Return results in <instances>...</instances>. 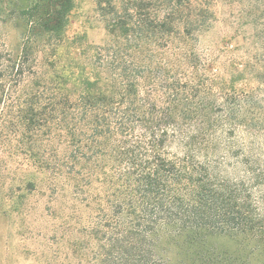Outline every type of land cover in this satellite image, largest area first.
Masks as SVG:
<instances>
[{"label":"trees","instance_id":"16d2710c","mask_svg":"<svg viewBox=\"0 0 264 264\" xmlns=\"http://www.w3.org/2000/svg\"><path fill=\"white\" fill-rule=\"evenodd\" d=\"M129 1H100L114 44L83 52L80 68L64 62L78 57L67 35L74 0L15 4L22 33L0 66V124L17 126L58 197L109 174V220L135 248L164 226L198 238L236 231L264 254V105L249 97L217 111L189 78L161 90L131 76L148 67L147 47L192 20L182 0Z\"/></svg>","mask_w":264,"mask_h":264},{"label":"rangeland","instance_id":"374dc122","mask_svg":"<svg viewBox=\"0 0 264 264\" xmlns=\"http://www.w3.org/2000/svg\"><path fill=\"white\" fill-rule=\"evenodd\" d=\"M25 1L0 0V66L20 44L22 27L13 6ZM100 1L74 0L67 35L74 39L70 42L78 57L65 56L67 66L80 68L83 52L89 50L90 57L97 47L114 44L106 30L108 8ZM182 4L190 26L175 30L167 41L158 38L156 46L143 51L148 67L135 64L130 75L156 81L161 90L189 78L190 86L210 94L217 111L239 109L249 97L263 106L264 0ZM6 127L0 124V264H264L260 245L236 231L198 238L163 226L136 248V241L116 238L108 213L113 193L109 174L97 176L91 188L58 197L46 189V177L26 155L27 139L13 123Z\"/></svg>","mask_w":264,"mask_h":264}]
</instances>
